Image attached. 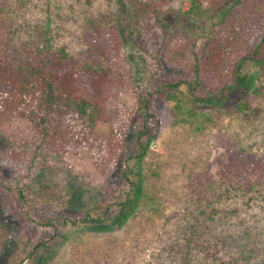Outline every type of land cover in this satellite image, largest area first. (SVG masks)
Here are the masks:
<instances>
[{
	"label": "rangeland",
	"instance_id": "rangeland-1",
	"mask_svg": "<svg viewBox=\"0 0 264 264\" xmlns=\"http://www.w3.org/2000/svg\"><path fill=\"white\" fill-rule=\"evenodd\" d=\"M32 1L33 16L54 30L58 44L71 53L101 59L88 35L92 29L87 18L114 9L113 0ZM228 4L186 16L179 9L180 0L166 2L161 18L167 28L149 19L133 25L131 37L118 28L113 17L121 41L117 61L125 73L126 87L118 98V118L95 126L98 139L107 138L112 127L125 129L126 143L133 140L138 99L159 85L172 80L191 83L197 76L205 84L209 79L206 63L197 74L190 58L166 55L168 35L177 36L173 43L177 45L190 40L189 47L196 46L199 59H205L201 53L214 39L232 40L223 52L224 65L243 55L237 38L218 23ZM203 7L208 5L203 2ZM250 24L247 40L253 44L264 32V20L258 26ZM243 73L253 76V89H263L251 102L257 115L238 109L251 96L247 90L236 91L222 108H209L191 101L187 83H183L185 95L180 98L190 109V117L172 124L169 110L175 103H167L168 123L150 142L136 172H128L133 162L124 163L122 151L104 152L99 167L83 145L69 158L67 167L49 158L48 164L57 167L54 196L49 191L50 196L26 203L19 202L16 193L0 190V264H264V79L251 61ZM153 95L154 103H161L158 94ZM12 123L0 129V176L6 182L19 181L23 188L46 181L43 176L50 174L40 171V160L29 171L28 159L17 161L6 155L8 134L17 127ZM136 175L142 193L132 210L125 208L122 225L92 232L82 223L70 222L85 217L108 229L111 222L117 224L119 205L130 194L127 179H136ZM239 175L254 185L251 192L242 189ZM23 192L27 198L34 197L25 188Z\"/></svg>",
	"mask_w": 264,
	"mask_h": 264
},
{
	"label": "trees",
	"instance_id": "trees-1",
	"mask_svg": "<svg viewBox=\"0 0 264 264\" xmlns=\"http://www.w3.org/2000/svg\"><path fill=\"white\" fill-rule=\"evenodd\" d=\"M172 1L113 0L114 9L88 17L87 25L92 29L88 35L97 46L96 52L101 56L98 60L90 59L83 53H71L65 45L58 44V35L54 30L33 16L36 7L32 5V0H0V129L6 128V124H13V121L17 123V127L12 128L13 132L8 134L10 142L6 155L17 161L28 159L29 171L40 160V171L47 170L50 174L43 176L46 181L24 186L27 192L34 195L32 199L24 195L23 185L20 186L19 181L6 182L2 176L1 191L16 193L18 201L26 203L38 196H50L49 191L54 196L57 186L53 173L57 167L48 164L49 158H57L67 167L69 158L77 154L83 145H87L99 167L104 163V152L122 151L125 155L123 162H133V169L128 171L132 174L146 155L150 142L159 136L168 123L166 111L169 102L175 103L169 110L172 124L187 122L185 116L190 114V109L185 101L182 104L180 98V95H185L181 86L187 82L172 80L138 99L136 109L139 118L133 140L125 142L124 128L115 130L110 126L107 138L98 139L94 133L99 122L109 123L114 117L118 118V98L126 87L125 73L117 61L121 41L113 17L120 25L118 28L128 33L129 37L133 25L148 22L149 19L153 20L154 25L165 29L167 25L161 13L166 2ZM203 2L208 7H203ZM223 3L229 4L220 12L218 23L229 29L228 35L237 38L243 55L232 64L224 65L223 52L232 40L220 42L214 39L209 49H203L201 53L205 59H199L196 46L189 47L190 40L173 44L177 37L175 34L168 35L165 41L166 55L174 57L180 54L182 58H190L197 74L202 65H208L206 75L209 79L206 78L205 84L199 76L187 83V95L195 104L222 108L236 91L244 89L251 96L238 109H248L251 115H257L258 111L252 109L251 102L258 99L263 89H253L254 78L244 74L243 67L246 62H253L259 76L264 79V32L256 43L251 44L247 40L249 27L252 29L250 22L258 26L264 20V0H180L179 9L184 15L193 16ZM153 94H158L161 103H154ZM243 179L241 175L237 179L242 189L251 192L254 185L250 180ZM127 180L130 182V194L119 205L121 215H117L120 217L117 224L111 222L108 229L90 223H95V220L85 217L80 222L77 217L70 222L73 225L82 223L92 232H105L122 225L125 208L132 210L142 193L138 176ZM61 221L57 219L58 223Z\"/></svg>",
	"mask_w": 264,
	"mask_h": 264
}]
</instances>
